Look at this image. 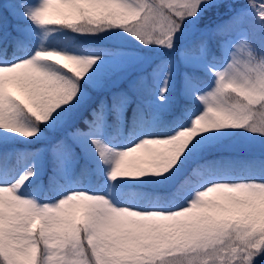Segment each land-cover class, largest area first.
<instances>
[{"label":"snow or ice","instance_id":"6c2138e0","mask_svg":"<svg viewBox=\"0 0 264 264\" xmlns=\"http://www.w3.org/2000/svg\"><path fill=\"white\" fill-rule=\"evenodd\" d=\"M0 264H264V0H0Z\"/></svg>","mask_w":264,"mask_h":264},{"label":"rangeland","instance_id":"374dc122","mask_svg":"<svg viewBox=\"0 0 264 264\" xmlns=\"http://www.w3.org/2000/svg\"><path fill=\"white\" fill-rule=\"evenodd\" d=\"M257 118H259V117H257ZM259 153V141H257V154ZM134 155H139V153H137V154H134Z\"/></svg>","mask_w":264,"mask_h":264},{"label":"trees","instance_id":"16d2710c","mask_svg":"<svg viewBox=\"0 0 264 264\" xmlns=\"http://www.w3.org/2000/svg\"><path fill=\"white\" fill-rule=\"evenodd\" d=\"M242 2H243V0H242ZM7 7V6H6ZM37 147H38V145H37Z\"/></svg>","mask_w":264,"mask_h":264}]
</instances>
